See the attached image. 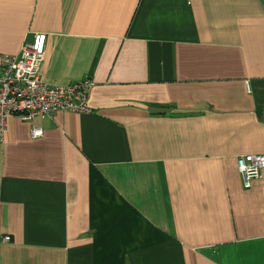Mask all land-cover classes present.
<instances>
[{"label":"crops","instance_id":"crops-1","mask_svg":"<svg viewBox=\"0 0 264 264\" xmlns=\"http://www.w3.org/2000/svg\"><path fill=\"white\" fill-rule=\"evenodd\" d=\"M36 32L41 80L94 86L6 119L0 264H264V0H0V53Z\"/></svg>","mask_w":264,"mask_h":264},{"label":"built area","instance_id":"built-area-1","mask_svg":"<svg viewBox=\"0 0 264 264\" xmlns=\"http://www.w3.org/2000/svg\"><path fill=\"white\" fill-rule=\"evenodd\" d=\"M46 34L36 32L22 43L17 54L0 53V135L6 119L15 116L30 122L36 116H51L56 111L88 112V98L94 81L84 77L67 84H49L41 80L39 66L45 54ZM42 129L31 126V136ZM243 186L249 187L264 169V155L244 154L236 158ZM4 241L9 236L3 237Z\"/></svg>","mask_w":264,"mask_h":264},{"label":"trees","instance_id":"trees-1","mask_svg":"<svg viewBox=\"0 0 264 264\" xmlns=\"http://www.w3.org/2000/svg\"><path fill=\"white\" fill-rule=\"evenodd\" d=\"M9 240H10V236H9ZM9 240H7V241H9Z\"/></svg>","mask_w":264,"mask_h":264},{"label":"rangeland","instance_id":"rangeland-1","mask_svg":"<svg viewBox=\"0 0 264 264\" xmlns=\"http://www.w3.org/2000/svg\"><path fill=\"white\" fill-rule=\"evenodd\" d=\"M44 58V57H43ZM43 60V59H42Z\"/></svg>","mask_w":264,"mask_h":264}]
</instances>
